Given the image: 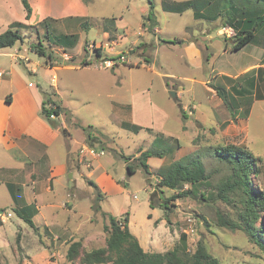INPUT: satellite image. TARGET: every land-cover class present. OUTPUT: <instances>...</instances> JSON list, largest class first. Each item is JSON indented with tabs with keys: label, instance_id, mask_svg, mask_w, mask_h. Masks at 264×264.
<instances>
[{
	"label": "rangeland",
	"instance_id": "obj_1",
	"mask_svg": "<svg viewBox=\"0 0 264 264\" xmlns=\"http://www.w3.org/2000/svg\"><path fill=\"white\" fill-rule=\"evenodd\" d=\"M99 1L102 8L96 9L90 29L80 30L75 47L64 48L54 41L59 33L74 31L55 28L49 39L44 26L30 25L21 29L22 41L0 49V70H12L29 88L45 89L63 107L61 115L53 117L61 124V134L50 148L54 159L65 157L67 143H85L69 153V164L77 169L82 165L83 173L74 171L69 180L68 174L69 187L56 188L53 209L42 207L47 224L39 216L36 230L16 214L8 187L0 184V264H80L85 251L106 246L110 216L125 214L146 251L173 249L186 233L190 253L202 239L220 264H264V251L251 233L219 223V215L239 221L243 202L240 191L219 194V185L232 169L213 154L215 147L227 145L251 151L257 160L250 185L264 193V24L255 30V43L233 51L237 33L228 22L225 0H216L215 13L221 9L223 14L212 21L197 20L191 9L183 13L163 9V1L185 0ZM121 17L125 33L121 30L122 38L109 41L100 26L105 18L110 27V19ZM227 25L233 34L223 31ZM170 40L177 43H166ZM40 43L53 52L52 58L32 49ZM16 49L30 60L14 58ZM109 60L111 64L106 63ZM35 67L38 72L32 73ZM254 67L258 70L246 72ZM127 124L144 129L134 132ZM160 135L166 141L154 142ZM146 150L163 152L161 158L147 159L150 174L140 164L139 156ZM195 155L210 173L207 181L177 189L161 186L162 173L174 161ZM127 164L135 173L129 174ZM103 170L119 184L103 180L100 190L106 194L98 201L89 180L96 181ZM53 188L36 187V191L51 201ZM186 189L191 194L172 201L169 211L150 206L152 192L158 204L161 197ZM96 202L100 211L93 208ZM258 213L256 233L264 241V206ZM75 241L82 247L78 257L69 260L67 251Z\"/></svg>",
	"mask_w": 264,
	"mask_h": 264
},
{
	"label": "trees",
	"instance_id": "obj_2",
	"mask_svg": "<svg viewBox=\"0 0 264 264\" xmlns=\"http://www.w3.org/2000/svg\"><path fill=\"white\" fill-rule=\"evenodd\" d=\"M85 2H91L92 0H84ZM229 2L230 13L228 16V22H230L236 30V41L233 45V51L242 49L249 43L255 42L256 33L255 30L258 26L264 24V12L262 6H264V0H225ZM26 10L27 18L31 15V6L28 0H22ZM214 6H211L212 3ZM216 0H186L180 2H167L163 3V7L167 11L182 13L188 9L194 11L196 19L216 20L218 15H222V11L215 13L219 5L216 4ZM152 12L149 15L150 21H152ZM154 22V21H152ZM49 20H44L40 24L47 29V35L51 39V32ZM27 25L22 22H17L13 27L7 29L0 34V49L14 46L18 41L23 40L22 28H26ZM85 27L88 26L86 23ZM88 28V27H87ZM79 37L77 34H62L56 35L54 41L57 45L68 48L75 47ZM176 43L174 41H169ZM32 49L41 56L53 57V52L43 44L33 45ZM100 52V51H99ZM101 54V53H100ZM245 92H249L245 90ZM218 95L226 100L225 93L217 88ZM44 100L42 103L41 114L49 122L53 128L61 129V124L58 120L52 117H59L63 111V107L58 105L52 98L49 92L44 91ZM261 99V98H260ZM9 101L10 98H7ZM127 128L132 129L134 132H139L144 127L137 124H127ZM64 133L67 129H63ZM88 138L92 140L95 138L90 132ZM162 135L157 136L154 142H164ZM166 141V140H165ZM213 154L222 162L228 164L232 173L225 179V182L219 185V194L224 196L227 190L240 191L242 197L243 209L239 213V221H233L225 218L222 215L218 216L219 223L222 226L231 229H244L252 234L255 242L260 245L264 251V241L261 240V235L256 233V221L258 216V208L264 206V193L250 185L251 172L255 170V161L257 158L254 154L236 145H227L221 147H215ZM151 157H163V152L160 150H146L139 156L140 164L146 174H150V165L147 162ZM129 158V157H125ZM129 174L135 173V169L131 164H127ZM210 178V173L206 170V165L199 155L191 156L186 160L180 159L174 161L161 175V186L177 189L184 184L197 185ZM89 183L97 190L98 201L102 200L106 193H102L100 186L93 180H89ZM191 194L189 189L179 191L170 197H161L160 203H156L154 200V193L150 194V206L160 207L165 211H169V204L172 201L186 197ZM204 197L205 195L202 194ZM95 211L101 210V205L96 202L93 205ZM38 211L35 204L24 205L22 207H16V214L27 222L35 230L38 228L33 220V216ZM151 217V215H149ZM165 219L169 221L168 216ZM105 230L108 233L106 239V246L95 248L90 251H85L80 258V264H220L218 258L213 256L207 249L206 244L201 239L197 243L195 251L189 252L187 250V235L181 233L179 243H177L173 249L166 252H149L146 251L140 244L139 239L131 232L129 227V216L126 214L123 217L118 218L113 215L110 216L109 225L105 226ZM82 243L75 241L71 243L67 251V258L74 260L80 253Z\"/></svg>",
	"mask_w": 264,
	"mask_h": 264
},
{
	"label": "crops",
	"instance_id": "obj_3",
	"mask_svg": "<svg viewBox=\"0 0 264 264\" xmlns=\"http://www.w3.org/2000/svg\"><path fill=\"white\" fill-rule=\"evenodd\" d=\"M28 2L32 9L29 19L22 0H0V34L13 27L17 22L42 28L40 23L47 19L50 21L49 31L51 33L55 28L74 31L75 33L61 32L58 35L77 34L78 41H80L79 32L85 31L83 26L86 23L90 26L93 24L91 20L97 15L96 9L102 8L99 0L91 2L84 0H28ZM107 19L103 20L104 23L100 28L109 41H118L122 38L121 30L125 33V30L119 25L123 17L110 19L112 22L110 27ZM154 30L157 32L158 26H155ZM166 43L172 42L166 41ZM1 64L0 61V67ZM32 70L34 73L37 68ZM253 70L258 69L254 67L246 72ZM23 85L12 70L7 68L0 70V184L8 187L14 209L35 204L38 209L33 216L35 224H39L37 221L39 216L47 224L46 214L43 213L42 207L53 209V200L57 197L56 188L59 186L69 187V183L66 184L68 174L72 173L74 177V171L83 173L82 165L77 169L76 165L69 164V153L74 152L85 143L84 140L76 144L67 143L65 157L55 160L50 148L61 133L58 128H53L41 114L45 89H37L35 85H31V82L29 86L31 85L32 89L26 84ZM3 86L6 88L4 91L1 90ZM7 98L10 100L8 101ZM31 109L35 111L34 114H30ZM69 137L73 139L71 133ZM103 180L119 184L108 170H103L95 182L99 186H103ZM36 187H54L55 194L52 195L51 201H48L49 198L43 200L36 191Z\"/></svg>",
	"mask_w": 264,
	"mask_h": 264
},
{
	"label": "built area",
	"instance_id": "obj_4",
	"mask_svg": "<svg viewBox=\"0 0 264 264\" xmlns=\"http://www.w3.org/2000/svg\"><path fill=\"white\" fill-rule=\"evenodd\" d=\"M223 31L224 32H226L227 34H233L234 33V29L231 27V26H229V25H227L226 27H224L223 28ZM12 56L14 57V58H17V57H19V58H21V59H23V60H25V61H29L30 59L27 57V56H25V55H20V49H16L15 51H14V53H12ZM111 62L112 61H106V63L107 64H111ZM52 117H54V115H52ZM86 149L89 151V152H92V153H94V150H92V148H87L86 147ZM84 151V149L82 150V152ZM101 154H104V152H103V150L101 151ZM1 217H2V215H1ZM1 220V219H0Z\"/></svg>",
	"mask_w": 264,
	"mask_h": 264
},
{
	"label": "water",
	"instance_id": "obj_5",
	"mask_svg": "<svg viewBox=\"0 0 264 264\" xmlns=\"http://www.w3.org/2000/svg\"><path fill=\"white\" fill-rule=\"evenodd\" d=\"M172 94H173L174 96H176V93H175V92H173ZM69 175H70V177H72V173H70Z\"/></svg>",
	"mask_w": 264,
	"mask_h": 264
}]
</instances>
